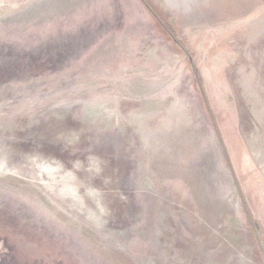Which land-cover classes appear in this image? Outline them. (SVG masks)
I'll use <instances>...</instances> for the list:
<instances>
[{
  "label": "water",
  "instance_id": "95a60500",
  "mask_svg": "<svg viewBox=\"0 0 264 264\" xmlns=\"http://www.w3.org/2000/svg\"><path fill=\"white\" fill-rule=\"evenodd\" d=\"M0 264H264V209L139 0H0Z\"/></svg>",
  "mask_w": 264,
  "mask_h": 264
},
{
  "label": "rangeland",
  "instance_id": "374dc122",
  "mask_svg": "<svg viewBox=\"0 0 264 264\" xmlns=\"http://www.w3.org/2000/svg\"><path fill=\"white\" fill-rule=\"evenodd\" d=\"M264 209V0H139Z\"/></svg>",
  "mask_w": 264,
  "mask_h": 264
}]
</instances>
